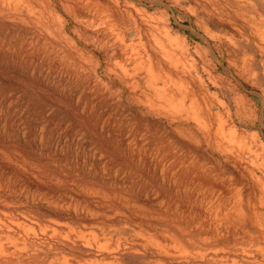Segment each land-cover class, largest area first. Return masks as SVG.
<instances>
[{
	"label": "rangeland",
	"instance_id": "obj_1",
	"mask_svg": "<svg viewBox=\"0 0 264 264\" xmlns=\"http://www.w3.org/2000/svg\"><path fill=\"white\" fill-rule=\"evenodd\" d=\"M0 264H264V0H0Z\"/></svg>",
	"mask_w": 264,
	"mask_h": 264
}]
</instances>
